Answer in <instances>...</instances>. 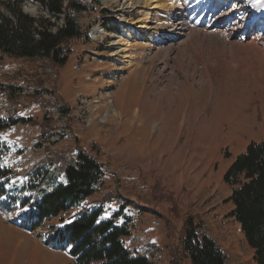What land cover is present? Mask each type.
Segmentation results:
<instances>
[{
	"label": "rangeland",
	"instance_id": "1",
	"mask_svg": "<svg viewBox=\"0 0 264 264\" xmlns=\"http://www.w3.org/2000/svg\"><path fill=\"white\" fill-rule=\"evenodd\" d=\"M74 1L84 8L76 14L82 35L67 43L63 66L0 59V118L16 120L0 132L11 184L40 169L61 183V160L93 156L103 177L78 209L100 207L107 217L121 208L129 230L149 232L160 248L159 264L175 258L183 220L197 221L195 204L208 192L218 218L212 236L252 264L238 226L224 218L232 206L223 175L248 143L264 139V0H179L174 18L162 19L166 8L153 14L159 28L150 46L140 41L127 52L137 32L131 21H145L158 0ZM22 9L53 32L62 25L33 1ZM177 28L171 42L156 45ZM9 88L19 90L11 100ZM76 212L29 233L16 213L0 211V264H73L65 246L46 241Z\"/></svg>",
	"mask_w": 264,
	"mask_h": 264
},
{
	"label": "trees",
	"instance_id": "2",
	"mask_svg": "<svg viewBox=\"0 0 264 264\" xmlns=\"http://www.w3.org/2000/svg\"><path fill=\"white\" fill-rule=\"evenodd\" d=\"M28 1L37 3L54 18L62 17V25L53 32L45 25L47 19L26 14L22 8ZM83 11L74 0L66 3L64 0H0V59L42 57L63 66L67 62V43L82 35L76 14ZM18 91L9 88L10 100ZM15 123L16 120L0 118V132ZM45 125L38 127L44 129ZM8 151L0 143V200L3 199L0 211L4 215L16 213L20 228L32 233L43 223L78 210L46 241L60 249L65 246L73 264H159L160 248L149 241V232L129 230V218L123 216L121 208L107 217L100 207L78 209L80 203L93 195L103 177L101 165L93 156L79 151L74 160H61L55 172L63 175L64 183L56 182L52 174L40 169L28 174L27 181L15 187L11 184L12 172L1 163ZM50 163L57 162L52 159ZM223 182L230 188L224 202L232 206L224 218L238 226L253 252L252 264H264V143H248L246 151L226 169ZM195 209L199 218L195 221L192 216H185L183 236L176 240L175 258L170 264H182V260L189 264H245L220 248L211 234L212 223L218 221L213 196L201 192ZM154 230L155 226L150 232Z\"/></svg>",
	"mask_w": 264,
	"mask_h": 264
},
{
	"label": "bare ground",
	"instance_id": "3",
	"mask_svg": "<svg viewBox=\"0 0 264 264\" xmlns=\"http://www.w3.org/2000/svg\"><path fill=\"white\" fill-rule=\"evenodd\" d=\"M126 2V1H125ZM154 7H152V9L150 8V10H152L151 12H149L148 14H146L145 16V21L143 20H134L131 21V28H135L137 30V32L132 36V38L129 39V41L125 44V48L123 49L125 52L128 51V47H130L132 44H136L139 43L140 41L143 42V45L146 47L150 46L149 41L152 40V34L153 31L158 29V26H154V19H155V15H153L154 13H156L155 11H160L163 9H167L169 10L163 17L162 19L166 20V19H172L176 16V9L178 8V6H181L179 3V0H158L154 2ZM154 11V12H153ZM179 20V19H178ZM181 21V20H179ZM179 23L177 22V26L179 28ZM178 28L175 30V32L173 31L172 33L168 32L167 34H165L164 36H162V41H158L156 43L157 46L161 45L163 42L164 43H168L171 42L177 35L176 32H178Z\"/></svg>",
	"mask_w": 264,
	"mask_h": 264
},
{
	"label": "crops",
	"instance_id": "4",
	"mask_svg": "<svg viewBox=\"0 0 264 264\" xmlns=\"http://www.w3.org/2000/svg\"><path fill=\"white\" fill-rule=\"evenodd\" d=\"M263 129H264V125H263ZM253 141H254V142H262V143H264V139H256V141H255V140H253ZM9 223H11L12 225H14V228H15V227L17 228V226L15 225L14 222L10 221Z\"/></svg>",
	"mask_w": 264,
	"mask_h": 264
}]
</instances>
